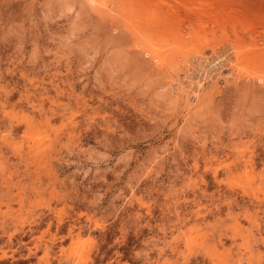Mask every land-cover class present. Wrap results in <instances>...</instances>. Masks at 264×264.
I'll use <instances>...</instances> for the list:
<instances>
[{
  "label": "rangeland",
  "instance_id": "374dc122",
  "mask_svg": "<svg viewBox=\"0 0 264 264\" xmlns=\"http://www.w3.org/2000/svg\"><path fill=\"white\" fill-rule=\"evenodd\" d=\"M0 264H264V0H0Z\"/></svg>",
  "mask_w": 264,
  "mask_h": 264
},
{
  "label": "built area",
  "instance_id": "2783aa9c",
  "mask_svg": "<svg viewBox=\"0 0 264 264\" xmlns=\"http://www.w3.org/2000/svg\"><path fill=\"white\" fill-rule=\"evenodd\" d=\"M234 62L235 47L231 42L225 41L209 47L194 59L192 80H199L204 85L211 80L221 81L224 76L230 74Z\"/></svg>",
  "mask_w": 264,
  "mask_h": 264
},
{
  "label": "bare ground",
  "instance_id": "6f19581e",
  "mask_svg": "<svg viewBox=\"0 0 264 264\" xmlns=\"http://www.w3.org/2000/svg\"><path fill=\"white\" fill-rule=\"evenodd\" d=\"M198 59V58H197ZM198 62H200V61H198ZM200 64H197V66H199ZM195 81V83L197 84V85H195V87H194V89L196 90V92H198L199 90H201L202 89V87L204 86V84H202V82L201 81H199V80H194ZM211 81H213V80H211ZM211 81H209V82H211ZM208 82V83H209Z\"/></svg>",
  "mask_w": 264,
  "mask_h": 264
}]
</instances>
